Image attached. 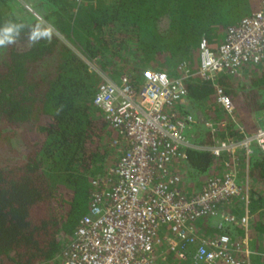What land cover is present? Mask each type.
I'll list each match as a JSON object with an SVG mask.
<instances>
[{"label": "trees", "instance_id": "1", "mask_svg": "<svg viewBox=\"0 0 264 264\" xmlns=\"http://www.w3.org/2000/svg\"><path fill=\"white\" fill-rule=\"evenodd\" d=\"M7 1L0 0V26L13 21L24 28L16 43L0 48V143L18 141V154L0 161V264H57L62 240L87 210L90 179L108 173V146L116 153L109 143L113 133L92 104L100 77L78 54L112 81L128 74L136 87L145 70L176 77L184 64L190 74L185 95L174 105L178 115L188 104L201 117L223 120L214 82L235 114L215 138L239 139L258 124L253 115L264 108V62L242 66L240 71L248 73L241 79L218 71L201 80L196 69L200 40L211 50L226 26L258 9L261 0H50L48 10L42 2L46 11L40 20L24 8L16 15ZM34 26L50 28L51 40L31 44L28 33ZM199 144H212L208 133ZM212 162L208 151L187 149L183 166L206 176L218 169ZM238 179L243 185L244 176ZM246 179V204L236 196L219 212L235 206L236 218L244 210L251 214L248 248L260 256L251 264H264V153H252ZM212 220L198 219L200 236L242 234L241 228L218 227ZM177 250L181 258L172 259L167 251L166 261L194 264L192 244L180 242Z\"/></svg>", "mask_w": 264, "mask_h": 264}, {"label": "built area", "instance_id": "2", "mask_svg": "<svg viewBox=\"0 0 264 264\" xmlns=\"http://www.w3.org/2000/svg\"><path fill=\"white\" fill-rule=\"evenodd\" d=\"M198 56L196 75L201 80H211L218 71L236 77L242 66L263 63L264 0L258 9L226 26L215 52L201 39ZM98 73L100 82L92 104L114 132L111 145L116 148V158L107 174L90 179L87 210L62 240L57 264H171L165 255L156 261L155 252L160 249L155 248L163 242L175 258H181L177 246L183 241L195 246L194 264H251L254 253L248 248L247 236L251 214L244 210L236 218L235 206L223 213L219 207L236 196L247 202L251 146L264 153V108L250 133L239 139H215L226 119H233L234 108L222 88L212 82L223 120L203 121L212 140L204 150L212 165L219 166L206 174L196 191L186 195L175 167L183 166L186 150L195 147L184 127L196 121L189 114L178 115L174 105L185 95L188 69L180 64L176 77L145 70L138 87L130 84L128 74L112 81ZM242 173L243 185L238 179ZM202 217L217 219L218 227L232 224L242 234L234 239L227 234L204 238L196 230Z\"/></svg>", "mask_w": 264, "mask_h": 264}, {"label": "rangeland", "instance_id": "3", "mask_svg": "<svg viewBox=\"0 0 264 264\" xmlns=\"http://www.w3.org/2000/svg\"><path fill=\"white\" fill-rule=\"evenodd\" d=\"M42 2L45 3L46 10L51 9L53 6V4L51 3L50 0H8L7 1V3L13 9V11L15 12L16 15H22L21 12H24L26 10L24 8V7H26L25 5H28L29 8L32 9L31 12L32 13L35 12L37 19H39V20H40V16L42 15V13H45V11H46V10H44V6L42 5ZM28 13H30V12H28ZM32 13H30V14H32ZM215 50H216V46H214V48H212L210 51L215 52ZM78 55L84 62H86V64H88V66L91 69H94L95 71H97L91 63L87 62L80 54H78ZM244 73L247 74L248 72H247V70L242 69V71H240L239 75L236 76V78L241 79ZM185 108H186L187 112H184V113L189 114L192 117V120L196 121L198 124H194V123L186 124V126L184 127V134L188 138L189 137L191 138V142L195 145L194 149H197V150L205 149V146L199 144V142L202 141V138L204 136V132L206 130L203 126V121L213 120V119L201 117L200 112L196 111V109L190 108V105H188V104L185 105ZM257 117H259L258 112L256 113L254 120H256ZM258 122H259V120L254 122V124L258 123ZM225 124H226V122L224 123V125ZM239 129L242 131L241 127ZM110 133H111V131H110ZM108 138H110V136H108ZM215 139H217V138H215ZM251 147H252V150L255 151V147L253 145ZM16 154H18V141H17L16 137H12L8 141L0 143V161H1L2 157L5 159H12ZM115 157H116L115 153L113 152L111 147L108 146V152H107V156L105 157L106 159L104 162V169H105L104 171H106L113 164V162L115 161ZM183 167L184 168H181L182 170H180V172H179V175L181 178V183H182L181 184L182 190L184 192L196 191L200 187V185H201L200 183L202 182V180L206 176H204V175H197L196 176V172L192 171L191 168L185 167V166H183ZM247 183H249V182H246V184ZM232 233H233V231H232ZM165 248H166V245L163 242H160V244L155 248V251L160 249L159 251L165 252ZM159 251L155 252L156 261L160 257H162L163 255L168 256V254L159 253ZM158 253H159V255H158ZM261 254H264V253H261ZM171 256H172V259H175L176 254L172 253ZM171 256H170V259H171ZM251 262H252V260H251Z\"/></svg>", "mask_w": 264, "mask_h": 264}, {"label": "clouds", "instance_id": "4", "mask_svg": "<svg viewBox=\"0 0 264 264\" xmlns=\"http://www.w3.org/2000/svg\"><path fill=\"white\" fill-rule=\"evenodd\" d=\"M23 28H24L23 24H18L13 21H8L3 26H0V48L7 47L9 45L16 43L20 37ZM52 35L53 33L50 28L41 29L39 26H34L28 33V41L31 44H35L39 42L41 39H46L50 41ZM111 132L113 133L114 136V132L112 130ZM111 139L109 141L110 145H111Z\"/></svg>", "mask_w": 264, "mask_h": 264}, {"label": "crops", "instance_id": "5", "mask_svg": "<svg viewBox=\"0 0 264 264\" xmlns=\"http://www.w3.org/2000/svg\"><path fill=\"white\" fill-rule=\"evenodd\" d=\"M214 87V86H213ZM216 103V102H215ZM218 106V105H217ZM219 107V106H218ZM220 109V108H219ZM221 111V110H220ZM223 115V114H222ZM234 116H235V114H233ZM234 116H233V118H234ZM256 116V114L254 115V117ZM259 118V117H258ZM227 120V119H226ZM256 120H257V118H256ZM194 124H198L197 122L196 123H194ZM238 127H240V126H238ZM205 132L206 133H208L207 132V130H205ZM204 132V133H205ZM209 135V134H208ZM210 136V135H209ZM211 138V137H210ZM218 139V138H217ZM241 175H243V173L241 174ZM240 175V176H241ZM244 176V175H243ZM215 224H216V222H217V219H215V218H213V220H212ZM233 234H237L238 236H240V230L239 231H236V232H234L233 231ZM193 247H195L194 245H193ZM168 250L167 249H165V252H167ZM260 255H263V254H260ZM258 256L259 255H255V254H253L252 256H251V260H252V262L254 261V260H257L258 259ZM260 257V256H259Z\"/></svg>", "mask_w": 264, "mask_h": 264}]
</instances>
